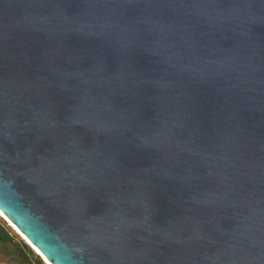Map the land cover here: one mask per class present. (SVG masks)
Returning a JSON list of instances; mask_svg holds the SVG:
<instances>
[{
    "label": "water",
    "instance_id": "95a60500",
    "mask_svg": "<svg viewBox=\"0 0 264 264\" xmlns=\"http://www.w3.org/2000/svg\"><path fill=\"white\" fill-rule=\"evenodd\" d=\"M0 214L48 264H264V0H0Z\"/></svg>",
    "mask_w": 264,
    "mask_h": 264
},
{
    "label": "rangeland",
    "instance_id": "374dc122",
    "mask_svg": "<svg viewBox=\"0 0 264 264\" xmlns=\"http://www.w3.org/2000/svg\"><path fill=\"white\" fill-rule=\"evenodd\" d=\"M0 226L8 233L9 240L3 243L0 242V264H17L23 262L25 264H34L36 260H39L42 264L47 262L36 252L18 232L0 216ZM26 245L31 250L32 256L28 258L20 249L21 245Z\"/></svg>",
    "mask_w": 264,
    "mask_h": 264
},
{
    "label": "trees",
    "instance_id": "16d2710c",
    "mask_svg": "<svg viewBox=\"0 0 264 264\" xmlns=\"http://www.w3.org/2000/svg\"><path fill=\"white\" fill-rule=\"evenodd\" d=\"M7 240H9V236L8 233H6L4 231V229L0 226V242H7ZM20 249L22 250L23 254L25 256H27L26 258H28L30 255L32 256V252L30 249H28V247L26 245H21ZM17 264H25L23 262L17 263ZM34 264H42L39 260H36Z\"/></svg>",
    "mask_w": 264,
    "mask_h": 264
},
{
    "label": "bare ground",
    "instance_id": "6f19581e",
    "mask_svg": "<svg viewBox=\"0 0 264 264\" xmlns=\"http://www.w3.org/2000/svg\"><path fill=\"white\" fill-rule=\"evenodd\" d=\"M1 217H3L1 214H0ZM4 218V217H3ZM5 219V218H4ZM6 220V219H5ZM8 222V221H7ZM9 223V222H8ZM10 224V223H9ZM11 225V224H10ZM12 226V225H11ZM23 238V237H22ZM24 239V238H23ZM25 240V239H24ZM26 241V240H25ZM27 242V241H26ZM28 243V242H27ZM29 244V243H28ZM30 245V244H29ZM37 252V251H36ZM48 264V263H47Z\"/></svg>",
    "mask_w": 264,
    "mask_h": 264
}]
</instances>
